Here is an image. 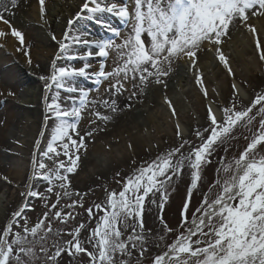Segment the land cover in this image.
<instances>
[{
  "label": "snow or ice",
  "instance_id": "1",
  "mask_svg": "<svg viewBox=\"0 0 264 264\" xmlns=\"http://www.w3.org/2000/svg\"><path fill=\"white\" fill-rule=\"evenodd\" d=\"M17 4L18 0H0V21L23 46L24 34L15 29L5 16L9 8H16ZM39 5L43 17L45 0H39ZM105 14L117 16L131 25L130 33L122 36L118 29L102 19ZM253 16L264 17V0H133L131 10L123 0L121 3H117V0H83L80 11L74 19L68 21L70 31L76 22L90 18L109 31L111 37L93 40L88 38L86 31H76L72 36L68 32L65 33L66 42L60 43L61 55L56 59L63 58L68 63L57 66L54 62L53 72L45 85L46 91H51L53 87L57 91L50 98H46L47 110L54 116L56 124L51 142L43 155L48 158H51L49 154L60 156L58 149H62L69 164L60 161L56 169L44 171L47 165L43 161L33 159V178L47 182L48 193L53 192V182L59 181L57 187L62 193H55L56 202L43 214V219L32 227L28 226L27 217L24 215L27 205L13 214V222L0 231V264H38L41 260L40 253H43L46 262L55 261L65 251L69 255L87 253L90 264H117V254L130 255L129 244L135 248L137 242L142 246L143 255V244L147 240L142 219L145 199L149 194L166 192L170 182L182 175L186 166L193 170L190 189H198L202 180V165L211 162L209 157L213 146L229 138L237 125H251L254 115L250 113L257 105L260 106L259 113L264 114V94H258L251 106L239 108L234 102L231 107H225L222 109L223 118L219 121L209 105L208 117L211 126L205 131L210 134L199 146L184 155L182 149L188 141H182L178 147L159 155L147 166H141L125 177L122 190L110 192L104 205H94L95 209L104 215L99 217L87 238L86 243L91 245V251L79 238L81 229L85 227L80 224L68 233L72 239L66 242V246L54 240L52 246L56 251L49 255L47 241L49 234L53 232L52 220L67 223L70 218L75 219L72 212H65L63 208L54 212L51 209H56L63 197L71 199L73 195H81L69 190L70 181L67 174L74 172L79 160L78 155L73 157V152L78 153L79 149L84 147V136L78 131L84 113L90 112L96 119L106 122L110 117L95 111L93 105L102 104L112 112L117 111L114 99L89 100V93L77 86L76 79L94 76L95 82L100 84L102 80H109L111 77L108 91L114 89V94L127 91L124 81L130 80L134 87L140 88L153 82V78L154 82L159 84L163 82L161 78L172 70V66L185 57L190 59L195 67L198 52L205 42L217 46L218 60L229 75H234L228 59L219 48L222 38L229 35L230 26L247 27L255 37L259 58L264 60V40L258 37L254 25L247 24ZM8 34L7 31L0 30V38ZM118 40L120 42H117ZM73 46L83 47L85 52L81 54L73 51ZM110 52L116 53L114 66L106 71ZM25 55L29 56V53L25 52ZM94 56L101 58L98 71H90ZM76 60L83 62L81 67L72 63ZM28 62L31 64L30 56ZM197 83L203 85L202 77L197 76ZM232 87L238 92L235 84ZM60 90L78 95H69L66 99L71 103L63 104L60 100ZM131 95L135 96L136 92L133 91ZM204 95L207 96L206 89ZM166 102L172 108V114L176 115L171 102ZM91 122L95 123L96 120ZM73 133L79 137L78 140L73 138ZM84 135L90 137L93 132L88 131ZM176 135L180 137L179 125ZM197 135L200 133L197 132ZM260 146H264V115L261 116L258 130L253 133L238 158L223 165L222 176L218 171V178L212 186L215 191L205 193L200 206L194 212L190 213V200L184 204L183 230L168 246V250L155 258L154 264H264V151L259 150ZM60 169L64 170L63 174ZM26 195L43 197L42 193L31 188ZM163 199H166V195ZM77 205L83 207L77 200H72L67 207L75 208ZM86 211L90 218L95 215L91 207ZM133 219H137L139 232L136 226H130L128 223ZM20 220H23L22 225ZM13 225L18 230L13 231ZM129 227H132V233L127 239H123ZM165 228L166 231H172L167 226ZM60 234L57 229L56 235L59 237ZM121 264L126 262L122 261Z\"/></svg>",
  "mask_w": 264,
  "mask_h": 264
},
{
  "label": "bare ground",
  "instance_id": "2",
  "mask_svg": "<svg viewBox=\"0 0 264 264\" xmlns=\"http://www.w3.org/2000/svg\"><path fill=\"white\" fill-rule=\"evenodd\" d=\"M47 1L45 0V2ZM131 1L133 2V0ZM123 2H127V0H123ZM80 6L73 5L69 8L68 0L64 2L54 0V4H47L45 14L41 17L39 0H18L17 7H10L5 16L11 21L15 29L24 34L25 45L23 46L11 35V30L0 21V30H5L9 33L7 36L0 38V190H2V187H10L14 184H18V187L24 186L23 192L16 190L15 193H11L10 189H8L6 197L0 199V231L11 223V219L14 217L13 214L25 206V201L27 204L30 203L33 197L26 195V193L30 188L33 190L40 181V179H34L30 175L33 168L32 160L35 158L39 161L41 149L45 143L51 142V136L56 124L54 116L47 110L48 101L46 98H50L57 89L53 87L51 91H46L45 85L53 72L52 65L54 62L57 66H63L68 63L63 58H56L61 55L59 52L60 43L66 42L65 33L68 32L72 36L79 30L77 22L72 26V31H70L68 21L74 18L81 8ZM63 8L69 9L64 13ZM51 16L54 18L53 20L49 18ZM105 20L109 21L108 19ZM254 23V21L251 22V24ZM114 24L119 25V22L114 21ZM256 24L259 25L261 40H264L262 38L264 35V17L260 21L258 20ZM232 29L233 27L230 26L229 35L223 37L222 41H226L230 37ZM130 31L131 25L128 24L122 36H127ZM91 33L95 34L96 30L93 29ZM53 36H55V39H53ZM231 43L230 49L234 53V62L242 63L244 59L242 48L245 42L233 38ZM209 47H211V44H204L201 47L198 56L205 60L196 62L195 67L191 65L189 70L191 72H204L203 83L208 89L205 98L212 103H214L215 98L211 88L215 87L218 88L220 98L223 101L228 100L231 102L233 99H238L234 89L229 84V79L222 75V69L219 65L211 69L209 61L205 57L206 54H202L201 51ZM81 49L85 48L73 46V51L79 52ZM25 52L29 53L31 64H29V56H26ZM115 56V52H110L106 62V71L114 66L113 59ZM73 62H76L74 64L76 67H81L83 64L80 60ZM100 62L101 58L94 56L91 60L92 69L99 70ZM231 62V69L234 73V75H231L233 84L236 83L239 87L243 85L252 87L253 89L251 90L264 86V74L258 76V74L254 73V69L243 65L242 73L244 74L239 75L240 72L237 69V65L233 61ZM180 67H183V63ZM189 70L185 71L183 68L178 70L173 65L169 74L161 79L163 82L167 81L166 83H174L176 76L179 77V80L187 78ZM41 77L45 79H41ZM111 80L112 78L110 77L107 81L108 85L106 87L104 85L105 88L103 87L92 95L89 94L88 99L100 101L105 99L111 101L114 99L117 111L112 112L110 108L106 109L102 104L93 105L95 111L108 115L110 119L105 122L96 119L90 112H85L84 118L78 126L80 135L84 136V147L80 148L78 153L73 152V157L79 156L75 166L76 171H78L74 178L76 186L71 185L75 188H89L95 182H99L101 179L123 170L124 167L135 162H141L146 157L161 151L167 146L168 142L166 140L170 137L168 133L175 135L177 132V125H180L179 129L183 131H185V127L190 132L193 127L197 130L203 129V126L198 127L191 122V114L183 119L185 109L177 95L172 91L174 105L177 110L175 115L177 120L171 119L170 113L161 101L165 88L162 83H155L154 78L153 82L143 88L134 87L130 80L124 81L127 91H122L119 94H114V89L111 92L108 91L110 88L109 81ZM215 80L217 81L216 84L213 83ZM77 82L78 80L76 79V84ZM91 83L93 82L91 81ZM77 86L85 89L83 86ZM194 90H191V92L194 93ZM133 91L136 92L135 96L131 95ZM9 93L12 94L9 95ZM187 94L191 96L189 92ZM200 94L203 96V92ZM68 95L76 97L78 94L68 93ZM14 97H19L21 99L20 103L15 104L13 102ZM66 98L67 96L61 97L60 94L61 103L70 104L71 101ZM196 100L200 103L202 101V99L198 100V96ZM136 103L146 105L151 109H148L150 115L141 112L145 116L148 115L145 121L139 122L135 116L137 114L125 111L128 106ZM188 103L191 107V99ZM196 109L198 117L203 118L206 123L209 119L207 109L205 108L204 111L199 108ZM152 114L153 116H151ZM92 120H96V122L92 123ZM11 128L14 131H10ZM88 131H92L93 135L90 137L85 136L84 134ZM22 132L25 135L20 137L18 133ZM72 135L74 139H79L75 133ZM93 136L101 137L100 140L102 142L100 144H90V139ZM156 141H159L160 144ZM149 145L150 147L152 145V149L149 148ZM103 150L107 151V154ZM58 151L61 152V155L55 156L53 154L55 159L68 165L69 161L64 157L63 150L58 149ZM94 155H102L105 160L102 163H97V159L93 158ZM27 156L32 158L28 160L26 159ZM17 157H22L29 167H26L23 163L11 164L12 158ZM91 168L93 173L95 172L94 174L90 172Z\"/></svg>",
  "mask_w": 264,
  "mask_h": 264
},
{
  "label": "rangeland",
  "instance_id": "3",
  "mask_svg": "<svg viewBox=\"0 0 264 264\" xmlns=\"http://www.w3.org/2000/svg\"><path fill=\"white\" fill-rule=\"evenodd\" d=\"M59 2H64L66 0H58ZM83 0H68L69 8L70 6H80L82 5ZM117 3H121V1L117 0ZM128 4L129 9L131 10L133 7V2L131 0H127L125 2ZM47 4H54V0H48L45 2V7H47ZM81 7V6H80ZM69 8H63L64 13L67 12ZM80 10H78L79 12ZM77 12V13H78ZM57 13V12H56ZM63 13V12H62ZM76 13V14H77ZM75 17V16H74ZM51 20L54 18L51 16L49 17ZM263 17L253 16L248 21L247 24L254 25L257 29V35L261 39L260 30L258 28V24L256 22L261 20ZM74 19V18H73ZM102 19H108V23L112 26L118 29L121 34L125 33V28L127 23H125L122 19H120L117 16L105 14ZM115 22H119V25H115ZM255 22L254 24H251V22ZM77 23V22H76ZM82 24V25H81ZM69 26V25H68ZM77 28H79L78 31H86L89 35V39H109L111 37V33L109 31H106L102 27L96 24V22L90 18L88 19H81L77 23ZM76 29V28H75ZM95 29L96 33H91L92 30ZM240 39L244 43V47L242 48V56H244V59L242 60V63L234 62L233 58V51L230 49L232 45V39ZM264 38V35L263 37ZM236 41V40H235ZM117 42H120L119 40ZM210 44V43H205ZM216 45L211 44V47L208 49H203L201 52L202 54H206V59H208V63L211 66V69L216 68V65H219V67L222 69V75L227 77L229 79V84L232 87L233 82L231 75H229L227 69L223 66V64L218 60V53L216 52ZM220 50L223 52L225 57L228 59L229 66L232 67V62L237 65V69L239 70V75H243L242 68L244 66L251 67L254 69V73L258 74V76L264 74V60H261L260 53L257 51L255 46V37L251 33V31L245 27L240 26L232 29L231 35L229 38L226 39V41H222V43L219 45ZM229 48V49H227ZM85 52V49H81L79 53L83 54ZM231 57V58H230ZM202 62L203 59L198 56V61ZM205 60V59H204ZM203 60V61H204ZM207 62V61H206ZM205 62V63H206ZM183 63V67H180ZM73 64H76V62H73ZM175 67L179 70H189V68L192 65V61L188 59L187 57L177 61L175 64ZM244 65V66H243ZM256 65V66H255ZM112 68V67H111ZM210 69V70H211ZM111 70V69H110ZM90 71H98L95 69H90ZM245 71V70H244ZM233 72V70H232ZM204 72H191L189 70V73H187V78H182L179 80V77L176 76L175 80L169 83L162 82V86L165 88V92L162 94L161 101L163 106L166 107L167 111L170 113V117L173 120H177L175 118V115L172 114V108L169 107V104L166 101H170L173 108L176 110V107L174 105L173 101V94L174 92L181 103L183 104V107L185 109L184 118L191 114V122L194 123L196 126L201 127L203 126L202 130H197L193 127L191 128V132L188 128L185 127V131L182 129H179L180 131V137H177L176 133L175 135L173 133L169 134V139L166 141L167 146L163 148L161 151L156 152L152 154L151 156L146 157L141 162H135L134 164H131L129 166H126L123 168V170H120L117 173L112 174L111 176H108L105 179H101L99 182H95L91 187L89 188H75V182L74 178L77 175L76 169L73 173H69L68 179L70 181V191L72 193H80V196L73 195L71 199L67 197H63L59 204H57L56 209H51L52 212L59 210L63 208L65 212H72L75 219H69L67 223H60L58 220H52L53 225V232L49 234V240L47 241L48 246V254L52 255L55 253L56 248L52 246V242L58 241L59 244L65 245L66 242L71 240L72 237L68 235L69 232L74 231L80 224H84V229H81L80 232V239L81 241L85 242L84 246L91 251L92 247L90 244L86 243L87 238L91 234L92 229L95 228L96 223L100 216H103V212H98L94 205L101 204L104 205L107 201L108 194L110 192L116 191L119 192L122 190L123 182L125 177L131 175L137 168L141 166H147L148 163L155 160L159 155L163 153H167L168 151L178 147L182 141L186 140L188 141V144L185 145V147L182 149V152L184 155H188L189 151L193 148L199 146L204 139L207 138V136L210 134V132L205 131V129L210 128L211 122L210 119L208 121H204L203 118L198 117L196 108L202 109V111L205 110V108L208 111L209 105H211L213 113L215 114L217 120H222L223 118V112L222 109L225 107H231L232 104L235 102L237 107L244 108L251 106L252 102L254 101L255 97L258 94H264V86L259 87L258 89H253L252 87H245L238 86L236 83V89L238 92L234 91L238 97V99H233L230 101H223V99L220 98V93L218 92V88H211V92L214 93V103L209 101L205 98L204 90L208 92V89L206 88L205 84L201 86L197 83V76L202 77ZM80 79V81H79ZM77 85L83 86L89 94H93L94 92L99 91L102 89L105 85V87L108 85V80H102L100 84H97L95 82V77L91 78H84V77H78ZM91 81L93 83H91ZM127 82V81H126ZM216 80L213 81L214 84H216ZM166 84V85H165ZM179 84V86H178ZM152 85V84H151ZM150 85V86H151ZM104 87V88H105ZM233 88V87H232ZM195 89V92H191V90ZM241 90V91H240ZM172 91V92H171ZM189 92L191 96L186 93ZM203 92V96L200 94ZM61 97H69L67 92L60 90ZM201 95V96H200ZM198 96V100L202 99L201 103L196 100ZM191 99V107L188 103V101ZM19 97H14L13 102L15 104L20 103ZM145 106V107H144ZM259 105H257L255 108H253V112L250 113V115H254V120L251 125H244L243 123L237 125L229 138L224 139L223 143H217L213 146V151L211 156L209 157L210 163H205L202 165L201 168V176L202 180L199 183V187L196 190L190 189V181H191V173L192 169L189 167H185L184 172L182 175L175 177L170 184L167 186L166 192H155L154 194H149V197L145 199V207L143 210V226H144V234L147 237L146 242L143 244L144 252L143 255H141V244L139 242L136 243V247L132 248L131 244H129V251L130 255H119L117 254L116 260L117 264H121V262H126V264H154V260L158 255L164 254L168 250V246L172 244L176 238V236L183 230L182 229V209L184 204L190 200V213L194 212L197 207L200 206L202 198L205 193L214 192L215 188L212 187L216 179L218 178V171H220L221 176L222 173V167L226 162L232 161L234 158H238L240 153L245 149L247 144L249 143L253 133L258 130L259 128V121L261 119V116L264 114L259 113ZM148 108L146 105L143 104H134L131 106H128L125 110L126 112H129L131 114H137L135 115L136 118H138L139 122L145 121L147 116L150 115L148 112ZM151 110V109H150ZM141 112L148 113V115H144ZM154 112V111H153ZM199 112V110H198ZM177 114V112H176ZM153 116V114L151 115ZM183 116V115H182ZM48 117V116H46ZM169 117V118H170ZM203 120V121H201ZM106 124V123H105ZM180 126V125H179ZM181 127V126H180ZM10 131H14L13 128L10 129ZM197 132L200 133V135H197ZM18 133L21 137L25 135V133ZM101 138V137H100ZM98 138V136H93L90 139V144H100L102 141ZM160 144L159 141H156ZM49 143H45L41 149V155L39 158V161H43L47 168L44 171H47L48 169H56L58 166L59 160H56L53 154H49L51 158L45 157L43 153L47 149V145ZM149 148L152 149V145ZM261 151H264V146H260ZM4 151V150H2ZM6 151V150H5ZM105 151V150H103ZM107 154V151H105ZM32 157L27 156L26 159L30 160ZM93 158L97 159V163H102L105 158L102 155H94ZM25 164L26 167H29L28 164L22 157L12 158L11 164ZM33 163V160H32ZM103 165V164H102ZM33 171L32 168L31 171V177H33ZM61 174L64 173L63 169H60ZM90 172L93 173L92 168L90 169ZM95 173V172H94ZM93 173V174H94ZM119 173V175H117ZM32 179V178H31ZM119 181V183H118ZM59 181L53 182V192L48 193L46 191L48 184L47 182L40 179L38 184L34 187L33 190H36L43 194V197L37 198L33 197L31 198L30 203H24V205H27V209L24 210V215L27 217L28 220V226L32 227L36 223H38L41 219H43V214L46 211H49L51 204L56 202V195L55 193L57 191H60L62 193V190L57 187L59 184ZM74 185V186H71ZM13 186V187H12ZM10 187H2V190H0V199L5 198L7 195V190L10 189L11 193H15L16 190L24 191V186L18 187V184H14ZM191 192V195L189 196V193ZM166 195V199H163V196ZM44 197H47L46 199ZM72 200H77L80 203L83 204V207H79L77 205L75 208H68L67 205L71 204ZM152 201H155L154 203ZM47 205V207H46ZM162 205V206H161ZM93 208V212L95 215L93 217H89L87 213L88 208ZM14 217L11 219V223L13 222ZM21 225L23 224V220H20ZM47 223V221H45ZM130 226H136L137 232L140 231L139 227L137 226V219L130 220L129 222ZM13 231L18 230L15 225H13ZM165 226L167 228L172 229L171 232L166 231ZM59 229L61 234L58 237L56 235V230ZM22 232V230H21ZM132 233V227H129L127 231L124 233L123 239H127L128 235H131ZM23 234V233H22ZM12 237L10 236L9 239ZM31 239V237H29ZM74 251V250H73ZM41 260L38 262V264H90V259L87 255V253H79L76 255H69L67 251L62 252L61 256L58 257L55 261H45L43 257V253H40ZM27 259V257H25Z\"/></svg>",
  "mask_w": 264,
  "mask_h": 264
}]
</instances>
